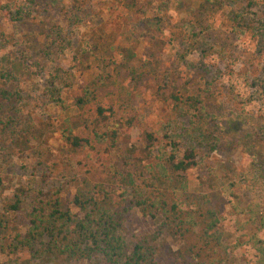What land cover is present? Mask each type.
<instances>
[{
	"label": "rangeland",
	"instance_id": "374dc122",
	"mask_svg": "<svg viewBox=\"0 0 264 264\" xmlns=\"http://www.w3.org/2000/svg\"><path fill=\"white\" fill-rule=\"evenodd\" d=\"M70 1L0 0V39L6 36L9 41L3 47L4 53L13 59L26 53L33 69L21 76L26 93L32 95L25 121L30 148L23 150L24 145L15 144L0 132L1 262L18 264L10 245L14 236L26 232L28 226L24 210L6 209L19 189L57 187L65 198H71L82 181L90 179L112 185L131 197L142 178L157 181L159 174L176 193L209 200V207L218 215L219 227L225 231L228 252L234 254L230 264H262L253 237L264 240V225L258 227L251 221L260 220V214H264V89L258 79L264 65V47L257 31L236 32L242 28L233 16L240 13L247 21H258L264 16V0H156L152 7L164 20L153 25L149 24L151 8L145 7L146 0H79L81 5L75 11H80L73 20L62 10V5ZM250 1L255 5L250 6ZM7 2L36 6L34 18L11 21L3 7ZM104 2H111L110 8ZM130 18L134 20V32L141 34L135 46L136 64L148 67L138 84L117 48L131 43L123 33ZM55 25L58 28H53ZM193 32L199 33V47L185 56L179 35ZM107 37L115 44L104 57V51H96V47ZM45 50L44 60L39 52ZM61 68L69 71L76 83L111 75L112 85L101 95L107 107L113 105L116 109L110 124L122 126L112 152L107 153L106 144L77 154L68 149L62 138V122L85 117L92 106L66 111L55 105L51 81L59 71L66 74ZM115 78L123 81L122 88H118ZM186 83L192 87L191 94L197 87L206 101L211 135L202 145L188 131L190 114H178L171 98L173 90ZM65 101L74 104L71 97ZM129 110L141 116L130 130ZM143 128L160 138L151 160L139 148L144 160L134 158L129 151ZM192 145L199 153L195 167L175 171L166 165V152L183 158ZM117 171L120 176L116 177ZM135 224L144 227L146 221L139 216ZM20 256L25 254L21 252Z\"/></svg>",
	"mask_w": 264,
	"mask_h": 264
},
{
	"label": "trees",
	"instance_id": "16d2710c",
	"mask_svg": "<svg viewBox=\"0 0 264 264\" xmlns=\"http://www.w3.org/2000/svg\"><path fill=\"white\" fill-rule=\"evenodd\" d=\"M78 1L73 0L62 5V10L70 15L71 20L80 11H75L81 5V1ZM110 3L104 2L103 5H109L110 8ZM154 3L156 0H146L145 5L151 8L148 14L151 25L164 20L163 15L157 13L156 7H152ZM249 5L255 3L250 1ZM3 7L9 12L10 20L16 23L30 21L37 11L36 6L21 3L13 5L12 2H7ZM129 20L131 21L128 22ZM129 20L123 26V33L131 43L117 48L121 49L123 61L125 65H129L127 67L130 74L138 84L148 67L146 64H136L138 58L135 46L140 42L141 34L138 36L134 32L133 18ZM233 20L242 28L241 31L235 30L238 33L250 29L257 31L260 44L264 47V16L258 21H247L243 15L237 13ZM3 38L0 39V132L15 144L24 145L22 149L25 150L30 148L31 141L25 121L30 113L27 108L32 95L26 93L21 84V76L32 73L33 69L27 63L26 53L15 55L16 59L4 53L3 47L9 41L6 36ZM179 38L184 45L185 56L199 47L197 32L182 33ZM29 40L35 41L33 37ZM114 44L107 37L100 41L97 50H93L102 49L105 57L112 52ZM78 50L79 53L80 47ZM39 54L44 60L47 58L46 50ZM36 66L38 68L39 64ZM60 70L66 74L59 71L57 75L53 74L51 81L55 105L66 111L76 106H92L85 117L68 118L62 122V138L68 149L77 154L87 148L98 150V147L106 144L107 153L112 152V149H116L122 126L114 127L110 124L116 109L113 105L107 107L101 95L107 86L111 87V75H99L91 81L76 83L69 71L63 68ZM258 79L264 89V65ZM114 80L118 88L123 87L122 80ZM191 89L186 83L183 88L174 89L171 98L178 114H190L191 125L188 131L202 145L211 135L205 111L206 101L197 87L193 94L190 93ZM67 97L74 99V104L65 101ZM127 113V128L130 130L139 122L141 116L133 110ZM159 143L160 138L156 132L143 128L129 151L139 160H144L141 153L144 151L151 160L154 159L153 155ZM175 146L178 148V145ZM192 146L183 153V158L174 152H166V165L175 171H188L195 167L199 153L195 150L196 146ZM119 174L117 171L116 177ZM156 177L157 181L141 177V183L135 185L131 197L119 192L112 185L109 187L105 183H93L90 179L82 181L71 198H65L62 189L57 187L40 189L29 186L19 189L6 209L14 212L24 210L28 226L26 232L14 236L10 253L19 260L18 264H230L234 254L230 255L228 252L224 243L225 231L219 227L218 215L209 207V200L200 196L180 195L167 181H163V177L159 174ZM127 180L125 177V181ZM2 183L0 179V188ZM139 216L146 221L144 227L135 224ZM260 216V220L254 218L251 221L258 227L264 225V214ZM253 244L261 253V262L264 264V240L254 236ZM239 245L233 247L237 248ZM21 252L25 257L20 256ZM0 264L6 263L0 260Z\"/></svg>",
	"mask_w": 264,
	"mask_h": 264
}]
</instances>
